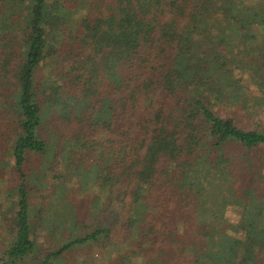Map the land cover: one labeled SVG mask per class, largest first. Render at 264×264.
<instances>
[{
    "label": "trees",
    "instance_id": "1",
    "mask_svg": "<svg viewBox=\"0 0 264 264\" xmlns=\"http://www.w3.org/2000/svg\"><path fill=\"white\" fill-rule=\"evenodd\" d=\"M6 116L0 264H264V0H0Z\"/></svg>",
    "mask_w": 264,
    "mask_h": 264
},
{
    "label": "rangeland",
    "instance_id": "2",
    "mask_svg": "<svg viewBox=\"0 0 264 264\" xmlns=\"http://www.w3.org/2000/svg\"><path fill=\"white\" fill-rule=\"evenodd\" d=\"M65 6L67 7L66 8L67 11H68V9H72L73 10L74 17L76 19L82 17L81 8L77 7V5L70 3V4H67V5L65 4ZM43 70H44V72H42V75L39 73L42 77L44 75H46V72H48V68H43ZM8 94H9V88L4 86V92H3L4 97L6 96V98H7ZM260 113L263 114V112H260ZM242 115L249 116V115H251V112L250 111H244L242 113ZM10 123H11V121L9 120L8 116H6L5 119H3V120H2V117H1L0 125L2 127H1L0 130H1L2 133L6 134V135L12 134V131H11L12 127H11ZM6 141H7L6 138L1 139L2 147L3 146L5 147L4 144H5ZM71 180H72L71 183H73V181H75V178H71ZM9 182H10V185L7 187V192H6V194L4 193L5 196L6 195H8V196L5 198L6 202L2 203V208L0 209L1 211H5V210H7V208H9V209L12 208L13 209V206L15 204V202H14V200H15L14 196L16 195V189H15L16 185L14 184L15 179L13 177H10ZM45 197H47V196L46 195L43 196V198H45ZM31 202H33L35 204V200L33 198L31 200ZM10 216H11V212H6L5 213V218H9ZM225 216H226L227 221L230 224H236L238 222L239 211L234 206L228 207ZM79 228H80V226L78 225L77 229H79ZM225 229L232 230L231 227H229V226L228 227L226 226ZM36 232L38 234V239L36 241V244L39 246L40 252H42L40 254V256L41 255L43 256V254H45L49 250H52L58 244L57 241H54L50 237L46 236L43 233V231H41L40 229H38ZM123 235H124L123 225H120V226L116 227L113 230V232H112V236H113L114 240L121 239L123 237ZM8 236L9 235L7 233V227L6 226L0 227V251H2V249H4L6 247V245L9 243L8 242ZM92 251L93 252L91 254V257L94 258V259H98L102 255L101 252H98L97 249H92ZM83 256L90 257L89 252L86 249H78V250L74 249L72 252H70L69 254H67L65 256V260H64L63 264H79L82 261L81 258ZM92 261L95 262V260H92ZM96 262H97V260H96ZM121 263L125 264L126 262H125V260H122ZM90 264H91V262H90Z\"/></svg>",
    "mask_w": 264,
    "mask_h": 264
}]
</instances>
